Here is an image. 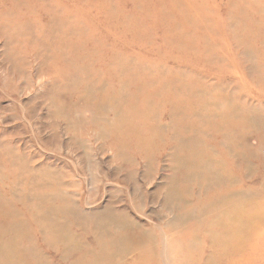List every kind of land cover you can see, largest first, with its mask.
Segmentation results:
<instances>
[{
  "label": "bare ground",
  "instance_id": "obj_1",
  "mask_svg": "<svg viewBox=\"0 0 264 264\" xmlns=\"http://www.w3.org/2000/svg\"><path fill=\"white\" fill-rule=\"evenodd\" d=\"M171 1L180 17L162 19L168 50L153 59L138 49L158 50L143 22L109 24L114 36L129 34L127 52L94 37L84 51L75 26L62 24L52 73L88 100L76 109L90 112L94 140H112L111 175H124L120 191L131 185L133 193L124 206L113 197L87 211L71 171L35 170L17 151L0 155V264H231L245 245L264 248V156L255 181L252 143L256 136L264 148V53L234 18L225 24L231 41L212 36L193 0ZM134 43L137 53L129 51ZM202 66L235 77L217 79ZM92 156L86 151L82 161L98 170V184L108 174ZM163 160L162 186L144 193L141 182ZM149 201L161 210L157 223L142 224Z\"/></svg>",
  "mask_w": 264,
  "mask_h": 264
},
{
  "label": "rangeland",
  "instance_id": "obj_2",
  "mask_svg": "<svg viewBox=\"0 0 264 264\" xmlns=\"http://www.w3.org/2000/svg\"><path fill=\"white\" fill-rule=\"evenodd\" d=\"M193 2L200 8V17L212 25V36L223 33L226 37L230 36L232 41L229 34L231 30L225 24L234 18L235 23L250 28L246 32L259 40V43L257 41L253 44L254 52L263 55L264 0ZM179 17V11L174 8L171 0H0V155L8 159V153L13 155L12 152L17 151L27 161L24 163L35 170L60 171L66 168L64 170L71 171L73 182L83 187L82 192L81 188L78 193L73 192L74 196L83 202L87 211H101L114 198L117 202L122 201L119 205H126L133 188L130 185L127 187L129 192L122 193L120 190L125 176L111 175L112 170H117L113 165V151L107 148L112 140L108 137L103 141L94 140L90 112L85 107L76 109L88 100L79 91L70 93V90L76 88L67 87L70 84L60 79L57 81L52 73L53 55L60 50L55 42L62 31V24H71L75 26V34L81 36L78 42L84 51L92 47L90 39L94 37L112 45L114 50L127 52L125 47L130 41L129 34L120 35L117 31L115 34L119 37H125H116L109 24L121 21L133 26L143 22L151 27L150 39L158 50L138 49L140 55L153 59L152 55L168 50L162 46L165 32L162 19ZM42 26L43 30L40 29ZM216 40L221 39L217 37ZM83 42H86L85 45ZM136 50L135 43L129 46L130 52L137 53ZM189 62L191 67L195 66V62ZM211 69L210 66L200 67L202 72L215 73ZM213 76L224 80H233L235 77L230 72H216ZM254 137L252 143L258 149L253 165L257 181L262 171L257 166L264 156V148L259 147V140ZM86 151L93 154L91 164H98L108 174L104 176L100 173L98 184L91 182L93 177L99 176L98 170L91 171L82 161ZM161 165L162 169L153 173L148 182H141L144 193H154L157 187L162 186L168 163L163 160ZM140 167L142 171L144 163ZM236 171L243 176L242 170ZM116 196H124V199ZM10 198L16 201L13 196ZM259 203L264 205V202ZM158 210H161V206L149 201L144 210L146 217L141 218L144 219L141 223L145 224L146 219L157 223L155 213ZM253 225L257 226L258 222ZM262 225L264 229V222ZM256 248L245 245L240 251V257L231 259V264H264V248Z\"/></svg>",
  "mask_w": 264,
  "mask_h": 264
}]
</instances>
